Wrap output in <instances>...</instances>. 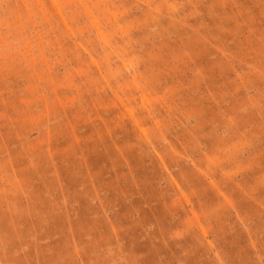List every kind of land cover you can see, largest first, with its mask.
<instances>
[{
    "label": "rangeland",
    "instance_id": "obj_1",
    "mask_svg": "<svg viewBox=\"0 0 264 264\" xmlns=\"http://www.w3.org/2000/svg\"><path fill=\"white\" fill-rule=\"evenodd\" d=\"M0 264H264V0H0Z\"/></svg>",
    "mask_w": 264,
    "mask_h": 264
}]
</instances>
